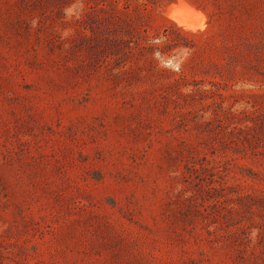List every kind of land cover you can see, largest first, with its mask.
Listing matches in <instances>:
<instances>
[{
    "label": "rangeland",
    "instance_id": "obj_1",
    "mask_svg": "<svg viewBox=\"0 0 264 264\" xmlns=\"http://www.w3.org/2000/svg\"><path fill=\"white\" fill-rule=\"evenodd\" d=\"M177 1L0 0V264H264V0Z\"/></svg>",
    "mask_w": 264,
    "mask_h": 264
},
{
    "label": "bare ground",
    "instance_id": "obj_2",
    "mask_svg": "<svg viewBox=\"0 0 264 264\" xmlns=\"http://www.w3.org/2000/svg\"><path fill=\"white\" fill-rule=\"evenodd\" d=\"M168 7L170 12L169 14H171V17H174L180 25H184L188 28H197L204 25V15L196 11L195 7L188 2L178 0L177 2L171 3Z\"/></svg>",
    "mask_w": 264,
    "mask_h": 264
},
{
    "label": "clouds",
    "instance_id": "obj_3",
    "mask_svg": "<svg viewBox=\"0 0 264 264\" xmlns=\"http://www.w3.org/2000/svg\"><path fill=\"white\" fill-rule=\"evenodd\" d=\"M32 25H33V26L36 25V21H35V20L32 21ZM253 235H255V232L253 233Z\"/></svg>",
    "mask_w": 264,
    "mask_h": 264
}]
</instances>
